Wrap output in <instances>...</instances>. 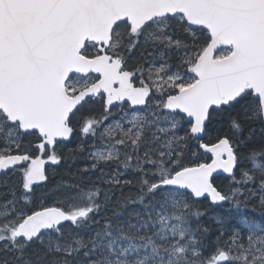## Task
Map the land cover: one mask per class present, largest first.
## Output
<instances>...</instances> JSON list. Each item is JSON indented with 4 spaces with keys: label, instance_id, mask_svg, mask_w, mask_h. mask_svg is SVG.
Returning a JSON list of instances; mask_svg holds the SVG:
<instances>
[{
    "label": "snow or ice",
    "instance_id": "obj_1",
    "mask_svg": "<svg viewBox=\"0 0 264 264\" xmlns=\"http://www.w3.org/2000/svg\"><path fill=\"white\" fill-rule=\"evenodd\" d=\"M0 264H264V0H0Z\"/></svg>",
    "mask_w": 264,
    "mask_h": 264
}]
</instances>
